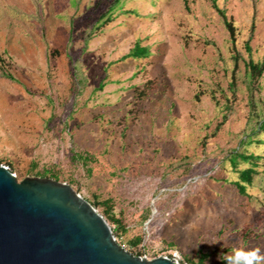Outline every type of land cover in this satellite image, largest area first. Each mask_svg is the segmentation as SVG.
I'll return each instance as SVG.
<instances>
[{
	"label": "rangeland",
	"instance_id": "1",
	"mask_svg": "<svg viewBox=\"0 0 264 264\" xmlns=\"http://www.w3.org/2000/svg\"><path fill=\"white\" fill-rule=\"evenodd\" d=\"M215 1L234 43L210 0H0V165L111 199L133 256L264 254V0ZM233 151L261 157L245 195Z\"/></svg>",
	"mask_w": 264,
	"mask_h": 264
},
{
	"label": "water",
	"instance_id": "2",
	"mask_svg": "<svg viewBox=\"0 0 264 264\" xmlns=\"http://www.w3.org/2000/svg\"><path fill=\"white\" fill-rule=\"evenodd\" d=\"M0 264H175L120 246L105 219L73 188L0 165Z\"/></svg>",
	"mask_w": 264,
	"mask_h": 264
},
{
	"label": "trees",
	"instance_id": "3",
	"mask_svg": "<svg viewBox=\"0 0 264 264\" xmlns=\"http://www.w3.org/2000/svg\"><path fill=\"white\" fill-rule=\"evenodd\" d=\"M212 7L218 12L220 17L222 18L223 24L229 34L231 43H234L235 39V28L230 20L226 17L224 11L219 9L216 5L215 0H210ZM119 0H114V4H117ZM110 20V19H109ZM105 24V23H104ZM246 48L249 51V46L248 43L246 44ZM149 54L148 48L147 47H141L139 43H135L134 47L129 51V53L126 55V57H130L133 59H140L144 58ZM1 62V59H0ZM246 78H247V84H248V89L249 92L252 93L253 89L257 88V83L259 79L261 78L263 72H264V56L262 60L255 62L252 59H249L246 64ZM0 72L1 75L5 78H8L10 80H14L13 76L6 71H3L0 67ZM150 87L148 85H145L143 89L137 90V100H142L146 94L147 91L149 90ZM263 132L264 131V116L257 122V131L256 132ZM243 143L249 142L246 139L241 141ZM79 160H82L84 163L87 161V157H83L82 155H76ZM261 157L259 156H254L252 154L246 155L245 153H239L238 151H233L229 157V160L232 164L233 167H236V164L238 160H241L243 162H247L249 166L247 168H244L242 170H238V178L237 181H235L233 184L235 188L237 189V192L240 195H245L246 194V186L251 185L254 176L257 174V161L260 160ZM7 167V166H6ZM9 170L10 168L7 167ZM11 171V170H10ZM12 172V171H11ZM50 178L57 180L56 176L54 174L50 175ZM91 205H93L95 208L101 207V212L100 215L105 219V221L109 222L114 228L111 230L112 233L120 230L121 232H125V227L122 224L121 219H118L114 216L113 214V203L111 199H103L101 201H93L89 202ZM140 238H135L133 242H130L132 246H137L138 243H140ZM132 254V253H131ZM133 255V254H132ZM137 256H140L138 253ZM208 258L207 254H202L200 255L199 259L197 262H193L190 258L184 257L183 261L180 264H205L206 259ZM216 264H226V261L224 258L220 260V262Z\"/></svg>",
	"mask_w": 264,
	"mask_h": 264
},
{
	"label": "clouds",
	"instance_id": "4",
	"mask_svg": "<svg viewBox=\"0 0 264 264\" xmlns=\"http://www.w3.org/2000/svg\"><path fill=\"white\" fill-rule=\"evenodd\" d=\"M224 259L226 264H264V254L259 249H233Z\"/></svg>",
	"mask_w": 264,
	"mask_h": 264
},
{
	"label": "built area",
	"instance_id": "5",
	"mask_svg": "<svg viewBox=\"0 0 264 264\" xmlns=\"http://www.w3.org/2000/svg\"><path fill=\"white\" fill-rule=\"evenodd\" d=\"M164 257H168L170 258L175 264H178V254L177 253H174V254H171L169 256H164ZM182 261V260H181Z\"/></svg>",
	"mask_w": 264,
	"mask_h": 264
}]
</instances>
